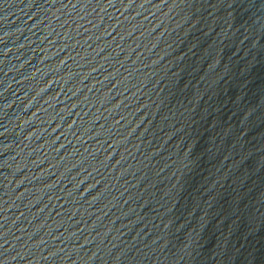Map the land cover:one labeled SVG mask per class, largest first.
<instances>
[{"label": "water", "instance_id": "obj_1", "mask_svg": "<svg viewBox=\"0 0 264 264\" xmlns=\"http://www.w3.org/2000/svg\"><path fill=\"white\" fill-rule=\"evenodd\" d=\"M0 264H264V0H0Z\"/></svg>", "mask_w": 264, "mask_h": 264}]
</instances>
